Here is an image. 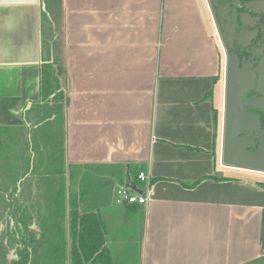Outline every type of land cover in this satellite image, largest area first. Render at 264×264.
<instances>
[{"label":"crops","instance_id":"1","mask_svg":"<svg viewBox=\"0 0 264 264\" xmlns=\"http://www.w3.org/2000/svg\"><path fill=\"white\" fill-rule=\"evenodd\" d=\"M45 3L0 0L1 175L15 168L24 184L39 169L30 160L54 152L70 181L72 166L89 165L110 264H264V189L219 163L226 92L199 1L60 0L68 104L59 115L30 109L47 56ZM259 74L264 95V56ZM130 165L147 175L135 186L146 205L113 202Z\"/></svg>","mask_w":264,"mask_h":264},{"label":"trees","instance_id":"2","mask_svg":"<svg viewBox=\"0 0 264 264\" xmlns=\"http://www.w3.org/2000/svg\"><path fill=\"white\" fill-rule=\"evenodd\" d=\"M58 1L60 0H46V11H48L50 6H56ZM51 50L50 48L47 56L42 60L43 63L38 68V100L35 103H31L30 109L37 108V104H40L41 107L50 105V111L59 115L63 105L66 106L68 104V96L63 76V64L55 59L53 53L51 58V53H49ZM213 120L216 129L218 115L215 110L213 111ZM214 146L216 148V141ZM50 154L46 155L44 161L40 160L39 169L36 172L29 173V177H31L30 174H34L33 178L36 182L37 179L38 181L42 179L45 182V187L49 188L47 189L48 194H50L51 190L54 200L52 203V199L49 197L50 201L48 200V202L54 221L47 224L48 217H46L43 219L45 225L43 223L35 228L27 226L24 219L16 214L18 213L16 208L17 189L15 191L3 189L5 200L9 203V208L13 214L16 235L13 249L15 260L12 264H110L111 259L106 247L99 206L89 205V197H91L89 195V186L92 185H89V181L94 182L89 176L91 175L89 174V165L77 167V178L80 179L79 190L70 198L66 209L64 204L65 187L63 188L62 185L64 174L63 160L59 159L55 152ZM36 163H38V160H35L34 163L33 160H30V164L36 165ZM76 171L70 172L71 179L74 177L73 172ZM140 172H142L141 167L130 165L125 176L126 180L123 181L119 176L116 182L119 186H128L134 190L136 185H142L143 187L144 182H140L137 179ZM208 178L225 180V178L217 176ZM255 181L259 187L264 189V180L255 179ZM109 183L110 192L115 183H111V181ZM151 183H153V180L150 181ZM196 184L197 182L183 185L192 188ZM103 191L102 189L98 190V193L94 195L96 201L101 199L105 193L107 194L106 190ZM65 223L67 224L66 230L64 229ZM43 245H46V249H43Z\"/></svg>","mask_w":264,"mask_h":264},{"label":"flooded vegetation","instance_id":"3","mask_svg":"<svg viewBox=\"0 0 264 264\" xmlns=\"http://www.w3.org/2000/svg\"><path fill=\"white\" fill-rule=\"evenodd\" d=\"M208 8L211 22L216 32V44L221 53V61L225 62V79L223 81L226 92V65L228 56L236 57L239 71L243 74L253 73L254 78L248 81L247 88L239 91V111L256 115L253 124H246L248 127L257 125L255 129L244 131L239 134V140L245 144L240 148L241 154L247 157L256 156L257 160H264V109L256 106L257 101L264 99L260 89L259 68L264 56V0H215L217 6L211 0H204ZM223 75V67L220 69ZM248 77L250 75H247ZM225 113V102L223 115ZM225 119L223 116L222 135L220 142L221 155L224 151ZM264 169V168H263ZM249 173L261 174L256 171ZM3 193V190L1 191ZM4 194V193H3ZM15 260L13 257L11 263Z\"/></svg>","mask_w":264,"mask_h":264},{"label":"rangeland","instance_id":"4","mask_svg":"<svg viewBox=\"0 0 264 264\" xmlns=\"http://www.w3.org/2000/svg\"><path fill=\"white\" fill-rule=\"evenodd\" d=\"M198 1H199L201 9L203 10L207 31L210 34L211 38L215 41V45H216L217 52H218L217 56L219 57L218 58L219 69H221L222 68L221 56L223 55V53H221L219 47L216 44V38H215L216 32L211 22V17L209 15L208 8L206 6V3L205 2L203 3V0H198ZM61 12H62V6H61V3L59 6V1L56 4V6L52 5L49 7L47 13H49L50 15L47 14V17L43 20L44 21V36L43 37H44L45 51L48 53L49 49L51 48L52 50L50 53H53L55 56V59L58 62H62L63 64V61H64L63 60V55H64L63 45L64 43H63V26H62ZM230 75H231V57L228 56L227 65H226V78H227L226 94L228 93L229 88H230L229 87L230 86ZM15 80L17 82L16 78ZM18 83L21 84L22 80H19ZM18 97L20 98V96H17V95H15L14 97V104H15L14 117L16 116V105L20 101ZM227 105H228V94L226 95V99H225V111H226ZM37 106L39 107L40 104H37ZM227 113H229V109ZM224 119H225V113H224ZM43 125H45V123ZM51 149H53V151L56 150V144L54 142L52 143ZM56 153L60 154V151H56ZM224 153L225 152L223 151L222 158H221L223 165L243 168L242 166L239 167L238 165H236L233 161H229L228 159H226V157L223 160ZM38 162H40V160H38ZM12 169L13 170L10 169V171L6 173H5L6 170L4 169L3 172L6 175H1L2 169H0V264H11L12 254H13L12 252L14 249V240L16 239L15 230H14L15 228H14L13 214L11 213V210L9 208V203H7V201L5 200L4 194L1 193L3 189H9V190L15 191L17 187H19V192H18V195L16 196V208L18 211V213L16 214L24 219V222L26 223L27 226L35 228L38 225H42L44 223L43 219L46 217H48L47 224L54 221L53 213H51V211L49 210L50 204L48 202V195H50V199H52V203H53L54 197L52 196L53 194H51V190H50V194H48L47 189L49 188H46L47 186L45 187V182L42 179L36 182L33 177H28V178H24L27 181L26 183L23 184L19 182V184H17L18 180L22 179L23 177L20 175V173L18 172L16 173L15 168H12ZM19 170H20V167H18V171ZM243 170H248V171L253 170L256 172L264 173V169H258V168H252V169L243 168ZM71 171H76V168L72 166ZM13 172H15L16 174ZM222 173L225 175H231V176H237V177L239 176L242 178H252V179H258V180H264V175H261V174H254V173H248V172H237V171L229 170L226 168L222 169ZM73 175L74 177L71 179V181L68 179V175H66V173L62 177L63 179L62 185H63V188L65 187L64 204H65L66 209L68 207L70 198L74 195V193H76L79 190L80 179L77 178V172H73ZM66 228H67V224L65 223L64 229L66 230ZM43 249H46V245H43ZM131 260L133 263L134 262L133 258H131Z\"/></svg>","mask_w":264,"mask_h":264},{"label":"water","instance_id":"5","mask_svg":"<svg viewBox=\"0 0 264 264\" xmlns=\"http://www.w3.org/2000/svg\"><path fill=\"white\" fill-rule=\"evenodd\" d=\"M214 4V7L217 6L215 0H211ZM262 8L264 9V3L262 5ZM247 75H250L249 77ZM253 73L243 74L242 71H239L238 68V61L236 57H233L231 62V75H230V88L228 91V105L225 111V134H224V158L228 159L229 161H233L236 165L239 167H243L246 169H252V168H258L263 169L264 168V160L260 159L257 160L256 156H259L260 154L252 157H247L245 155L241 154L240 148H244L245 144L241 143L239 140V134L244 131H249L251 129H255L258 126L252 125L251 127H248L246 124H253L252 123L253 118L256 117V115H251L249 113L239 111V91L238 89H244L247 88L248 81H252L254 78ZM226 94V95H227ZM229 109V113H227ZM228 161V162H229ZM230 163V162H229ZM228 163V164H229ZM227 166V165H225ZM228 167H231L228 165ZM233 167V166H232ZM237 168V167H233ZM243 168H237L242 169ZM140 193V192H138Z\"/></svg>","mask_w":264,"mask_h":264},{"label":"built area","instance_id":"6","mask_svg":"<svg viewBox=\"0 0 264 264\" xmlns=\"http://www.w3.org/2000/svg\"><path fill=\"white\" fill-rule=\"evenodd\" d=\"M223 67V75L222 79L224 81L225 75V62L223 61L222 63ZM222 155L220 151V156H219V163L221 167L226 168L225 165L222 164L221 161ZM137 179L140 182H146L147 181V175L144 172H140L137 176ZM148 191L146 190L144 193H138L136 190H134L131 187L128 186H120L114 191V199L113 202L115 205L122 206V205H146L148 201Z\"/></svg>","mask_w":264,"mask_h":264}]
</instances>
